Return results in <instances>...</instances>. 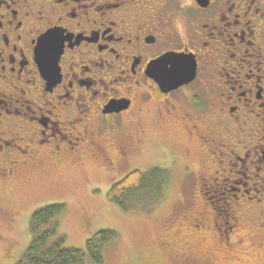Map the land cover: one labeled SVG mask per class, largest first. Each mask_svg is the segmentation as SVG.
Listing matches in <instances>:
<instances>
[{"label":"flooded vegetation","instance_id":"1","mask_svg":"<svg viewBox=\"0 0 264 264\" xmlns=\"http://www.w3.org/2000/svg\"><path fill=\"white\" fill-rule=\"evenodd\" d=\"M168 53L193 76L162 90L151 64ZM155 127L185 147L193 236L234 258L263 247L264 0H0V195L44 163L165 181Z\"/></svg>","mask_w":264,"mask_h":264},{"label":"rangeland","instance_id":"2","mask_svg":"<svg viewBox=\"0 0 264 264\" xmlns=\"http://www.w3.org/2000/svg\"><path fill=\"white\" fill-rule=\"evenodd\" d=\"M150 133L147 158L176 169L173 167L174 172L164 181L159 169L148 168L146 183L150 185L124 193L118 202L106 195L112 180L88 157L82 166L66 163L51 167L44 163L36 167L26 184L0 195V203L19 218L10 226L0 215V264H15L29 243L33 210L50 203L63 205L55 218L57 235L65 236L66 246L84 250L86 240L95 232H115V237L102 245L101 262L85 254V264H264V246L249 239L237 246L234 258L221 253L218 246L209 250L193 236L189 230L192 195L183 168L188 162L185 147L172 131L155 127ZM126 173L121 171L116 180Z\"/></svg>","mask_w":264,"mask_h":264},{"label":"trees","instance_id":"3","mask_svg":"<svg viewBox=\"0 0 264 264\" xmlns=\"http://www.w3.org/2000/svg\"><path fill=\"white\" fill-rule=\"evenodd\" d=\"M146 178L141 170L134 169L122 179L113 183L107 191V198L120 201L124 193H131L145 187ZM62 204H48L33 210L29 218V243L15 264H85V254L94 261L101 262V248L103 243L115 237V232L99 230L90 236L85 243L84 250L65 245V236L57 235L58 220L55 215L62 211ZM57 235L50 243L47 240Z\"/></svg>","mask_w":264,"mask_h":264},{"label":"water","instance_id":"4","mask_svg":"<svg viewBox=\"0 0 264 264\" xmlns=\"http://www.w3.org/2000/svg\"><path fill=\"white\" fill-rule=\"evenodd\" d=\"M46 33L42 41L48 38ZM154 79L162 90L175 88L193 76V62L183 54L168 53L161 56L151 64Z\"/></svg>","mask_w":264,"mask_h":264}]
</instances>
